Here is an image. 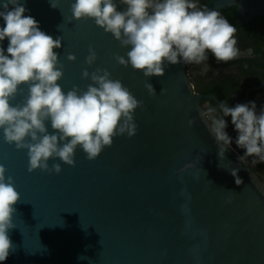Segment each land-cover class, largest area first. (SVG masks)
<instances>
[{
	"label": "water",
	"instance_id": "1",
	"mask_svg": "<svg viewBox=\"0 0 264 264\" xmlns=\"http://www.w3.org/2000/svg\"><path fill=\"white\" fill-rule=\"evenodd\" d=\"M74 2L55 0L53 7L51 0H20L41 31L62 37L54 51L64 66L57 82L63 91L74 85L86 91L93 82L83 70L107 69L143 101L134 111L136 132L113 137L94 160L80 146L74 166L50 158V168L61 165L57 174L30 172L28 149L8 144L0 129V164L20 193L13 206L16 227L8 230L12 250L0 264H264V178L246 157L239 160L244 154L232 143L219 159L215 137L199 115L206 95L196 91L188 64L165 61L164 75L150 77L119 64L115 56L127 59L131 45L121 46L94 18H73ZM232 5L251 16L264 13V0H210L206 7ZM8 43L7 37L0 41L6 55ZM89 46L97 54L92 65L85 63ZM19 88L13 106L28 96L27 84ZM45 123L53 132L50 120Z\"/></svg>",
	"mask_w": 264,
	"mask_h": 264
},
{
	"label": "clouds",
	"instance_id": "2",
	"mask_svg": "<svg viewBox=\"0 0 264 264\" xmlns=\"http://www.w3.org/2000/svg\"><path fill=\"white\" fill-rule=\"evenodd\" d=\"M126 4L124 11L117 10L113 0H75L71 5L73 18H94L95 23L114 38L121 46L131 45L124 56L116 55L121 65L129 64L143 71L145 77L162 76L165 61L170 64H201L210 51L217 62H227L237 57L236 28L218 10L201 7L198 0H120ZM56 7L55 0H51ZM9 5L13 7L9 9ZM0 17L5 26L0 27V41L9 40L7 55L0 47V129L8 144L17 149H28L29 171L61 172V165L49 167V159L58 157L68 165H75L77 146L86 153L87 159H96L105 146L110 147L113 137L136 132L134 111L143 105L118 79H111L107 69L96 68L82 76L93 82L86 91L78 86L65 93L58 84L63 76V64L55 48L61 47L62 37L53 39L41 31L38 21L25 16L27 11L20 0H3ZM97 58L89 46L85 63L92 65ZM67 59L74 61L75 54ZM59 65V66H58ZM21 84L28 85V96L23 105L13 106ZM150 95H156L150 83H146ZM166 89H161L164 94ZM204 118L219 147L218 157L224 159L232 138L225 131L224 117L231 122L238 136L236 145L245 150L239 157H255L252 163L264 162V111L256 114L255 101L229 107L219 103V113L214 107L203 109ZM54 130L49 133L46 121ZM193 119L188 125L194 124ZM30 137V140L27 138ZM63 142V143H61ZM220 166V165H219ZM221 167V166H220ZM238 168L231 169L235 183H243ZM6 168L0 164V261H5L12 250L8 230L16 227L13 207L20 200L13 177L5 176ZM212 183L211 181H209Z\"/></svg>",
	"mask_w": 264,
	"mask_h": 264
},
{
	"label": "flooded vegetation",
	"instance_id": "3",
	"mask_svg": "<svg viewBox=\"0 0 264 264\" xmlns=\"http://www.w3.org/2000/svg\"><path fill=\"white\" fill-rule=\"evenodd\" d=\"M210 0H198L205 7ZM235 28L238 55L227 62H217L209 51L208 59L201 64H188V71L197 92L206 95L202 104L211 106L219 113V103L229 107L239 103L255 101L256 114L264 111V13L251 16L237 5L217 9ZM225 131L243 154L244 149L236 145L238 133L231 122V116L224 117ZM254 169L264 178V162L252 163L255 157H246Z\"/></svg>",
	"mask_w": 264,
	"mask_h": 264
}]
</instances>
